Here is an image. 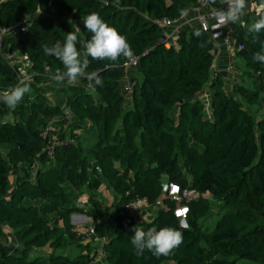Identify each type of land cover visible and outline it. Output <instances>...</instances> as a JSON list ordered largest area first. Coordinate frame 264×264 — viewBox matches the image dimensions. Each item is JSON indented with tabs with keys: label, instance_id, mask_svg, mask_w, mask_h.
I'll return each instance as SVG.
<instances>
[{
	"label": "trees",
	"instance_id": "trees-1",
	"mask_svg": "<svg viewBox=\"0 0 264 264\" xmlns=\"http://www.w3.org/2000/svg\"><path fill=\"white\" fill-rule=\"evenodd\" d=\"M195 4L0 0V27L32 20L26 31L5 37L0 50V92L19 82L18 66L2 54L17 51L32 61L26 81L31 92L11 109L13 121L3 117L6 105L0 101V146L6 147L5 155L0 152V264H87L90 250L64 252L81 249V240L87 238L71 222V215L82 211L73 206V194L97 191L104 181L119 196L117 210L141 198L158 209L153 221L130 229L117 213L101 210L97 203L87 211L95 236L109 240L104 264H264V117L258 119L241 102L255 111L263 107L264 63L253 55L261 51L264 30L256 34L248 29L264 13L247 15L245 26L236 22L232 27L237 82L230 87L221 71L214 72L216 42L199 26L182 28L170 47L159 43L166 29L156 20L179 18ZM91 13L125 36L134 57L140 56L135 70L139 83L128 103L123 92L128 61L121 58L116 67L106 68L110 62L89 57L87 71L96 72L103 86L96 85L93 92L86 78L75 84L65 81L61 91L67 107L54 105L43 83L57 68L64 69L58 59L44 54L42 45L63 43L78 26L77 48L83 56L82 45L91 33L82 19ZM205 90L209 107L202 96ZM71 116L89 124L72 125ZM48 121L55 122L62 138L75 140L57 147L53 158L41 138ZM163 176L182 187L191 181L201 193L188 204L185 225L174 214L175 202L162 190ZM205 195L224 207L211 230L204 227L212 211ZM133 227H172L182 233L183 242L167 257L148 250L137 256ZM6 229L16 244L8 241Z\"/></svg>",
	"mask_w": 264,
	"mask_h": 264
},
{
	"label": "clouds",
	"instance_id": "clouds-1",
	"mask_svg": "<svg viewBox=\"0 0 264 264\" xmlns=\"http://www.w3.org/2000/svg\"><path fill=\"white\" fill-rule=\"evenodd\" d=\"M118 3V0H117ZM226 8H221L215 12L218 23H236L240 20L245 9V0H224ZM84 28L91 33L89 39L83 43V56L77 48L80 28L76 26L75 31L67 33L63 43L55 42L52 46L42 45L43 52L47 56H54L63 65V71L59 68L50 76V79L63 83L75 84L78 79L86 78L88 87L95 91L96 85L103 86V80L96 72H88L89 57L92 60L108 61L105 67H116L117 62L124 58L132 61L133 50L125 36L117 29L109 26L98 13H91L82 19ZM71 20H69V23ZM250 33H260L264 30V16L256 20L248 29ZM255 38V37H254ZM253 59L264 63V42L261 43V51L253 55ZM31 92V87L25 80H20L16 85L0 92V101L9 109L14 110L23 100L26 93ZM133 235L131 243L135 248L137 256L143 255L148 250L156 257L169 256L174 249L183 242L182 233L172 227H162L160 229H149L145 231L140 227L131 229Z\"/></svg>",
	"mask_w": 264,
	"mask_h": 264
},
{
	"label": "built area",
	"instance_id": "built-area-1",
	"mask_svg": "<svg viewBox=\"0 0 264 264\" xmlns=\"http://www.w3.org/2000/svg\"><path fill=\"white\" fill-rule=\"evenodd\" d=\"M196 4L193 7L188 8L185 13L176 19L162 18L156 20V23L161 27L165 28L164 33L166 39L165 42L168 47L171 46L170 41L174 40L182 29V22L188 15L194 13L198 21V26L205 32L211 35L213 40L217 42L222 39L224 46L234 52L235 45L231 38L230 23L219 24L216 18L215 12L217 10L211 9L212 0H195ZM245 0L244 13L241 16L238 23L241 26H245V17L247 15L261 16L264 13V0ZM222 8H226V4H222ZM32 24L30 17H26L19 22H16L9 27H0V50L5 37L9 35H16L20 32L26 31ZM4 58L12 65L18 66L19 76L18 80H29V67L32 65L27 54L19 53L17 51H9L2 54ZM140 56H135L132 61L125 63L124 68L126 74L124 77L125 83L123 85V92L126 101L130 103L131 95L135 86L139 83V77L135 74V70L138 66ZM262 96H263V109H264V77L262 79ZM205 102L209 107L210 99L206 97ZM210 108H208L209 110ZM41 138L47 141L46 150L51 158L54 156L55 149L59 146L67 147L75 142L73 138L67 137L62 138L60 136V130L56 127L54 121H48L47 124L42 128ZM176 204L174 214L180 220H186L189 203L201 197V193L198 192L192 185L182 187L181 185L170 183L169 191L167 193ZM204 196V195H203ZM207 195H205L206 197ZM159 205V202H157ZM152 204L148 198L136 199L133 201L126 202L118 211L117 214L122 218L123 226L130 229L133 224H141L145 222V218L142 215V211L151 207ZM185 225V224H184ZM77 229L81 234L87 236L90 244H92L93 253L91 254L90 260L87 264H104L107 261V250L106 245L109 242L108 238L95 236V228L91 224L85 228L81 226ZM173 264V263H164Z\"/></svg>",
	"mask_w": 264,
	"mask_h": 264
},
{
	"label": "crops",
	"instance_id": "crops-1",
	"mask_svg": "<svg viewBox=\"0 0 264 264\" xmlns=\"http://www.w3.org/2000/svg\"><path fill=\"white\" fill-rule=\"evenodd\" d=\"M263 0L259 1V2H262ZM222 4H223V0H212V3H211V9H214V10H219L222 8ZM252 15V14H251ZM258 17V16H256ZM235 23H230V28L232 29L233 25ZM198 26V21H197V18H196V14L192 13L190 15L187 16V18H185L182 22V28H188V27H197ZM217 46H218V52L216 54V58H215V67H214V72L215 71H221L222 73L223 72H227L226 73V78H227V85L228 83H230L231 81V78H234V73H235V63L237 60L234 56V52L232 51H229L225 46H224V42L222 39H219L217 42H216ZM234 72V73H233ZM237 79V78H236ZM51 82V79H48L45 81L43 87L44 89L46 90L47 92V95L49 96L50 100L52 101V103L54 105H59L63 108H66L67 107V102H66V93L62 92L61 91V87L62 85H59L58 86H55L53 85V83H50ZM54 83H57L54 81ZM124 83H125V80H124ZM124 85V84H123ZM230 85V84H229ZM202 96H205V97H209L210 99V93H209V90H205L202 94ZM245 107H247L246 105H244ZM5 109H7L5 107ZM247 109L249 110V107H247ZM254 110V108H251ZM263 109V107H262ZM264 110V109H263ZM252 112V110H249ZM6 112V110H5ZM9 115L8 116H4L5 120H8V121H13L14 120V117L12 115V111L10 109V112H8ZM6 114V113H5ZM4 114V115H5ZM72 115V114H71ZM258 119H261L263 118L264 116L261 115V114H258ZM71 124L72 125H80V126H83V127H86L89 123L86 122V121H80L78 119H76L75 117L72 118L71 116ZM83 129L81 127H78L76 128V131L82 135L83 134ZM109 191H111L113 194H114V204L112 205V209H104L101 207L100 205V209L101 210H104L106 212H110V213H117V203L119 201V196L112 190L110 189ZM76 194L79 193V192H75ZM74 207H77L79 209H81L82 211H79L77 213H74L73 215H71V218L76 217L77 219V222L76 223H73V225H75L77 227L76 224H79V226H81L82 228H85L87 226H89L91 224V218L89 217L87 211L91 210L92 208L95 207V203L93 202L92 206L91 205H87V209L84 210L83 208H80L78 206H75L73 205ZM69 208V207H67ZM157 207L155 205H152L151 207L147 208V209H144L142 211V215L143 217L145 218V220L147 222H151L153 221L156 216H157ZM57 215L55 214L53 216V218H56ZM82 244V248L81 249H76L75 248V251L72 255L76 254V253H80V252H87V250H90L91 254L93 253V246L92 244H90L88 238L86 239H83L81 240L80 242ZM89 246V247H88Z\"/></svg>",
	"mask_w": 264,
	"mask_h": 264
},
{
	"label": "rangeland",
	"instance_id": "rangeland-1",
	"mask_svg": "<svg viewBox=\"0 0 264 264\" xmlns=\"http://www.w3.org/2000/svg\"><path fill=\"white\" fill-rule=\"evenodd\" d=\"M234 73V72H233ZM235 73H234V78H231V81L230 83H228V85L231 87L235 82H237V79L235 77ZM45 83V82H44ZM43 83V85H44ZM50 83H53V85L55 86H58L61 85V83H54L53 80H51ZM242 104L243 105H246V103L244 101H242ZM247 106V105H246ZM248 107V106H247ZM6 114L4 116H8L10 112V109L7 107L6 105ZM249 110H252L253 113L255 114H261L264 116V110L261 108L259 109V111H255V109H251L249 107ZM257 112V113H256ZM3 116V117H4ZM73 118V116H72ZM0 152L3 153L4 155L6 154V147L5 146H0ZM110 188L108 187L107 183L104 181L103 183V186L97 190V191H91V190H88V189H83V191L81 193H75L73 194V204L75 206H78L80 208H83L84 210L87 209V205H91L93 204V202L96 204H99L101 205L102 208L104 209H112V205L114 204V194L109 191ZM208 197V201H209V204L211 206V214L209 216V218L204 222V227L207 228V229H212L215 225V223L217 222V220L222 216L223 212H224V207H223V203L215 198H213L211 195H207ZM74 214V213H73ZM72 214V215H73ZM54 216V215H52ZM75 216V215H74ZM71 218V222L73 223H76L77 222V216ZM53 218V217H52ZM185 223L184 220H181V224ZM78 227L79 224H76ZM6 233L8 235V241H10L11 243H15V239L13 237V235L11 234L10 230L9 229H6ZM75 251L74 248H72L70 251H64L65 253H70V254H73ZM238 264H254L252 262H249V261H242Z\"/></svg>",
	"mask_w": 264,
	"mask_h": 264
},
{
	"label": "water",
	"instance_id": "water-1",
	"mask_svg": "<svg viewBox=\"0 0 264 264\" xmlns=\"http://www.w3.org/2000/svg\"><path fill=\"white\" fill-rule=\"evenodd\" d=\"M166 37L165 35H163L160 39H159V43H163L165 41ZM226 73L227 72H223V76L226 77ZM94 167L97 168L98 170L100 169V165L96 162L94 164ZM161 183H162V190L164 193H168L169 191V186H170V178L168 176H163L161 179ZM185 223H183L184 225Z\"/></svg>",
	"mask_w": 264,
	"mask_h": 264
}]
</instances>
